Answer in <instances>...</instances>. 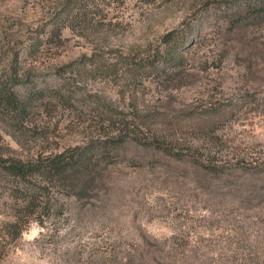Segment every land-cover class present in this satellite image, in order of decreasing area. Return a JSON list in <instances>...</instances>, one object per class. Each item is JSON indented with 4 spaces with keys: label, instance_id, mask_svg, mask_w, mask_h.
<instances>
[{
    "label": "rangeland",
    "instance_id": "obj_1",
    "mask_svg": "<svg viewBox=\"0 0 264 264\" xmlns=\"http://www.w3.org/2000/svg\"><path fill=\"white\" fill-rule=\"evenodd\" d=\"M69 1L0 0V87L31 101L0 155L123 142L35 206L0 185V264H264V5L74 0L62 28ZM204 154L231 164L206 174Z\"/></svg>",
    "mask_w": 264,
    "mask_h": 264
},
{
    "label": "trees",
    "instance_id": "obj_2",
    "mask_svg": "<svg viewBox=\"0 0 264 264\" xmlns=\"http://www.w3.org/2000/svg\"><path fill=\"white\" fill-rule=\"evenodd\" d=\"M239 3H241V0H236V5ZM251 3L252 1L244 0L241 7H250ZM255 3L256 5H264V0H259V2ZM82 5V1L70 0L63 7L57 19V23H60L58 25L62 28L69 27L70 18L77 10L83 7ZM263 10L264 9H261V11ZM237 15L239 19H242V14ZM175 34L176 32L168 33L164 37V43L172 45L175 41ZM181 47H183V45H181ZM157 67L156 64L151 63L140 66L139 68H141L142 71H147L148 69L151 73L156 70ZM139 68L138 71H141ZM30 102L29 99L20 98L14 91L11 93L9 90L7 91L5 88L0 87V119L15 128L23 127V123L27 120L29 115ZM222 112L223 111L219 110V113ZM214 115L217 116V112ZM156 121L158 120L150 119L149 123ZM170 123L173 125L180 124V122ZM198 129L203 135H207L210 139H214L215 133L212 128L198 127ZM122 142L121 140H111L109 143L91 142L84 147H77L47 157H38L30 161H23L18 158L0 155V185H10L15 188V190H17L15 198L27 203V208L35 206L43 196H47L46 193L42 192L46 188V185L51 186L67 176H75L89 171L94 160L104 157V154H100V152H105L111 145L116 148V146L122 144ZM149 145L153 146V149L167 153L158 141L150 143ZM173 157L178 159L175 155ZM193 163L200 171L210 175H222L224 170L231 164L230 161L219 160L216 156H212L211 154H204ZM23 190L26 192L24 193ZM6 225L16 230V237L21 236L28 227L26 222L22 224L19 215H15L14 222Z\"/></svg>",
    "mask_w": 264,
    "mask_h": 264
}]
</instances>
